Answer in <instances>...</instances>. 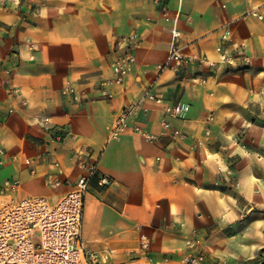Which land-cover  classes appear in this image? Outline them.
Returning a JSON list of instances; mask_svg holds the SVG:
<instances>
[{"label":"crops","instance_id":"crops-1","mask_svg":"<svg viewBox=\"0 0 264 264\" xmlns=\"http://www.w3.org/2000/svg\"><path fill=\"white\" fill-rule=\"evenodd\" d=\"M263 4L0 3V202L31 196L57 201L84 171L78 151L88 150L98 173L89 180L82 232L87 248L103 261L138 250L145 232L151 254L172 264H182L196 234L203 238L207 264H264V149L252 140L263 128L253 120L252 106L264 104V20L246 15ZM179 12L185 55L218 60L216 47L229 28L227 48L244 45L251 64L211 68L195 61L161 71L172 44L168 19ZM125 34L139 42L136 63L123 84L102 85L114 78L113 44ZM197 75L206 82L199 83ZM66 87L75 88L80 99L66 95ZM140 101L128 129L114 135L121 110ZM178 101L190 111L172 121L186 133L172 140L160 121L165 107ZM135 126L160 139H144ZM238 134L245 135L235 140ZM49 174L61 184L48 185ZM102 175L113 180L111 186L100 185Z\"/></svg>","mask_w":264,"mask_h":264},{"label":"built area","instance_id":"built-area-1","mask_svg":"<svg viewBox=\"0 0 264 264\" xmlns=\"http://www.w3.org/2000/svg\"><path fill=\"white\" fill-rule=\"evenodd\" d=\"M8 1L20 5L21 0H0L2 5ZM158 3L161 0H153ZM255 7L248 12L247 16L264 20V11L261 7ZM180 12L171 21V48L166 56L165 62L160 66V70L174 69L187 66L195 61L201 64L215 67L218 64L234 66L238 61L251 64L252 56L246 52L244 45H240L236 50L227 48L230 41L231 30L225 29L221 35L222 43L216 47L219 55L218 60H210L206 55H195L194 57L185 55L180 47L182 31L178 24ZM139 45L135 35H122L113 44V79L103 81L102 85L109 83L123 84L126 76L136 63L135 49ZM199 83H205L206 78L200 75L195 76ZM14 93L19 95V89L14 88ZM66 95H70L73 100H78L76 89L66 87ZM146 97L157 102L162 101V97L147 92ZM141 109V101L133 102L124 107L121 114L115 121L114 135L128 129L130 119ZM165 112L160 121L164 128V134H170L172 140L185 137L186 133L180 128L174 127L172 121L184 119L190 111L188 103L178 101L165 107ZM213 115L206 119L211 123ZM135 131L140 133L144 139L156 142L159 136L135 126ZM211 127L206 129V136L211 135ZM61 136V135H60ZM80 164L84 169L78 177L73 188L63 193L57 201L51 202L45 196H31L19 201L0 202V264H97V255L87 248L83 239L82 225L84 219L85 195L89 188L90 179L98 173V165L92 159L88 150L78 151ZM210 157V155H207ZM3 161L0 159V169ZM60 175V164L55 163ZM102 186H111L113 180L106 176L99 177ZM48 185L58 186L61 184L58 175L49 174L46 178ZM6 186H14L16 182L6 181ZM5 194V188L0 190V195ZM190 251L184 255L182 264H206V248L203 238L196 234L189 245ZM138 251L147 255L151 251V237L145 232H141L138 242Z\"/></svg>","mask_w":264,"mask_h":264},{"label":"rangeland","instance_id":"rangeland-1","mask_svg":"<svg viewBox=\"0 0 264 264\" xmlns=\"http://www.w3.org/2000/svg\"><path fill=\"white\" fill-rule=\"evenodd\" d=\"M252 107L253 120L259 122V124L263 127L253 132L252 140H254L256 146H259L260 148L264 149V104H259ZM244 135L245 134H238L235 137V140L243 138L242 136ZM96 255L97 264H172L166 258H155L150 251L147 253V255H144L138 250H131L130 252H125L124 254L119 255L113 260L106 261H103L100 255Z\"/></svg>","mask_w":264,"mask_h":264}]
</instances>
